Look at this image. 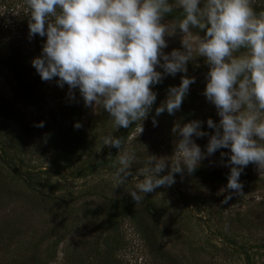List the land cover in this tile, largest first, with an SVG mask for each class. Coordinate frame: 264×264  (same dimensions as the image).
<instances>
[{
    "label": "rangeland",
    "instance_id": "obj_1",
    "mask_svg": "<svg viewBox=\"0 0 264 264\" xmlns=\"http://www.w3.org/2000/svg\"><path fill=\"white\" fill-rule=\"evenodd\" d=\"M29 18L25 0H0V55H8V50L16 52L22 60L23 73L26 70L34 79L38 77L35 90L44 99V112L58 107V97L81 107L84 113L83 128L92 151L84 159H92L72 165L71 169H76L65 173L63 180L57 182L49 173L52 168L49 156L53 148L45 132L35 126L39 124L41 110L34 112L24 107L20 100L17 101L22 88L7 70L0 68V102L11 116L10 120L0 118V137L3 138L0 141L6 136H13L18 146H24L21 152L23 163L40 169L36 183L44 185L48 180L49 185H59L63 190L49 191L43 187L37 190L34 184L32 187L36 192L30 193L31 186L11 180L18 169L14 165L8 166L11 179L0 180V264H8L6 258L9 254L16 258L12 252L18 247L25 255L23 250L31 237L35 244H39L40 250L57 242L50 249L53 253L50 264H98L92 249L102 247L100 239L104 234L101 228L109 211L117 221V235L109 238L110 241L115 240L111 246L118 247L111 255L116 264H245L243 256L236 253L240 246L251 257V264H264V181H261L264 175H260L255 165H248L241 175L248 171L249 177L257 180L240 181L243 194H233L226 204L221 201L228 193H222L221 189L226 187L228 181L209 182L183 174L175 179L171 187L158 188L141 202L135 203L130 197L138 183L135 176L123 185H118L113 176L117 158L125 150H134L136 154L132 163L134 173L145 166L148 155L171 156L177 139L172 128L177 122L183 126L192 120H199L203 122L202 131L214 134V130L207 127V120L210 118L219 123L220 117L215 106L203 95L207 78L201 73L191 76L195 78V83L189 87L188 93L192 98L189 101L187 97V107L195 114L181 118L174 114L169 118L165 111L163 115L155 117L157 126L154 127L152 118L155 109L165 101L160 100L142 122L143 133L139 134L135 128L123 141V147L113 162L108 151L110 147L104 145V138L113 135L115 123L107 121L110 123L102 125L99 106L95 110L85 107L78 89L74 90L75 99H70L66 84L63 88L59 87L58 78L42 81L32 67L31 61L41 55L46 37L37 35L29 39ZM162 23L178 25L168 20ZM192 31L203 37L198 31ZM182 36L178 28L175 35L166 36L168 47L163 49L164 53H171L174 49L183 51ZM36 43L41 45L39 51ZM193 55L197 56L195 52ZM197 59L206 61L203 57ZM189 115L192 118H188ZM63 133L59 129L53 142L61 154L68 156L73 151L63 139ZM193 139L202 151H206L208 136ZM31 152L33 156H30ZM221 152L227 153L223 159ZM230 155L229 149L217 150L199 167L229 175L230 167L224 165ZM104 162L109 164L102 169L99 166ZM86 165H93L95 172L91 168L84 169ZM1 168L5 167L0 162ZM41 171H46V174ZM166 171L161 175L167 174ZM135 225L139 229H135ZM33 251L27 250L30 254L26 256L25 264H31Z\"/></svg>",
    "mask_w": 264,
    "mask_h": 264
},
{
    "label": "clouds",
    "instance_id": "obj_2",
    "mask_svg": "<svg viewBox=\"0 0 264 264\" xmlns=\"http://www.w3.org/2000/svg\"><path fill=\"white\" fill-rule=\"evenodd\" d=\"M29 10V39L46 37L42 53L31 61L42 81L57 79L68 86V97L78 89L85 107L98 106L113 119L117 128L143 121L152 111L157 94L152 86L165 76L181 77L178 87H170L167 99L155 109L152 118L165 111L180 110L194 77H188L187 64L203 57L209 66L203 95L215 106L219 123L207 120L214 134L202 131V123L177 122L172 133L177 139L171 156L148 155L137 173L132 163L134 150L117 158L113 176L118 185L135 176L136 190L130 197L141 202L147 194L175 184V174L190 175L217 150L229 149L224 166L230 167L227 192L221 203L233 194H243L240 176L249 164L264 175V11L257 13L251 0H25ZM180 9L176 24L162 23L167 14ZM183 34V51L168 47L165 37ZM192 29L205 34L201 37ZM197 56H194L193 53ZM163 69V72L157 71ZM44 127V122L35 125ZM82 127L80 123L74 125ZM209 137L206 151L193 137ZM104 145L120 149L121 137L106 136ZM145 148V147H144ZM146 150V148H145ZM227 153L221 152L223 159ZM167 170V174L161 175Z\"/></svg>",
    "mask_w": 264,
    "mask_h": 264
},
{
    "label": "trees",
    "instance_id": "obj_3",
    "mask_svg": "<svg viewBox=\"0 0 264 264\" xmlns=\"http://www.w3.org/2000/svg\"><path fill=\"white\" fill-rule=\"evenodd\" d=\"M170 3H173L174 0H169ZM203 0L200 6H202ZM252 7L254 10L259 13L261 11H264V2H260V0H252L251 1ZM181 12L182 10L176 9L173 11L171 14H167L164 18V20L168 21H173L174 23H179L181 19ZM198 31L202 36H204V32L199 30V29H194ZM35 47L37 48V51L40 50L41 45L36 43ZM8 55H0V68H3L7 70V72L10 74L11 77H13L16 82L19 84V86L22 88V92H20L19 97H16L17 101L20 100L22 105L26 107L29 110L32 111H38L41 110V114L39 117V124L40 122H44V127H40L48 137V140L50 141V146L53 148L52 152H50V161L51 167L49 169V173H51L54 177L55 180L58 182L59 180H63V177L65 173L67 174L71 170V166L80 162L86 163L87 161L90 160H85L84 158L87 156L89 157L91 154V149L88 144L86 132L83 128V121H84V113L83 110L79 105H75L74 103L65 100L63 97H58L57 100L59 101V105L56 109H51L49 111H43V97L40 95L36 94V87L38 86V77L34 79L30 74H27V71L25 70V73H23L24 68L22 66V60L19 59V56L16 52H10L8 50ZM165 54H170V53H165ZM191 63L187 64V73L186 75L188 77H191L195 74L201 73L204 75V77L207 78V73L209 71V66L207 65L206 61L200 60V59H195L193 61H190ZM24 63V62H23ZM32 68V67H31ZM157 71L163 72V69L157 68ZM23 73V74H22ZM36 74L35 72H33ZM32 73V74H33ZM185 73H177L175 76L167 75L164 77L161 83L152 86V91L157 94V99L155 103L152 106V110H154L156 104L160 102V100H166L167 99V93L168 89L170 87H178L181 82V77L184 76ZM24 78H21L23 77ZM34 81V84H31V82ZM187 97H189V101L192 98L191 93H188L185 97V100H183V103L181 105L180 110L175 112V115L178 118L181 117H186L187 114L193 113L195 114V111L192 112V109L188 110L187 104ZM100 113H101V118H100V123L102 125H107V123H112L114 122L113 119L109 116L107 112L103 110L102 107H100ZM152 113V111H151ZM150 113V114H151ZM149 114V115H150ZM163 115V113H162ZM169 118H171V115H168ZM0 118H7V120H10L11 118L10 113L6 112L4 110V105L2 102H0ZM188 118H192V115H189ZM110 121V122H107ZM182 121V122H186ZM76 123H80L82 127L79 129H76L74 125ZM139 122H136V124L130 125L128 129L125 128H117V126L114 129L113 132V137H121L122 138V145L121 148L123 147V141H126V139L130 136V134L133 132L135 128H137ZM63 131L65 141L69 143L70 150L73 151V154L64 156L59 152V150L55 147V144L53 142L55 135L57 134L58 130ZM2 138V137H0ZM3 139V138H2ZM5 141H7L5 143ZM3 142V143H2ZM120 148V149H121ZM24 149V146H18V142L14 139L13 136H6V139L0 141V162L3 164L5 168L0 169V180H6L11 179L10 174H9V167H12L11 165H14L18 170L15 171V176L11 179L15 183H23L26 186H31L30 188V193H35V188L38 190L39 188H46L49 191H63L61 190L59 185H49V181L46 180L45 184L42 185L40 182L36 183L38 179L36 178V175L39 174L40 169H35L34 167H28L31 166L29 163H23V158H22V150ZM116 148H109L108 151L111 152V159L114 162V157L116 154H119V150ZM70 151V152H72ZM69 152V153H70ZM86 152V153H85ZM36 154H39V152H36ZM30 156H33L32 152L30 153ZM89 164V163H87ZM108 162H104L103 165L99 166L100 168H107ZM9 166V167H8ZM252 164H249V167H251ZM94 171V166L93 165H86L84 169ZM249 170V169H248ZM45 172L43 174H46V171H41ZM167 172V171H166ZM75 173H79L75 171ZM248 171L245 172L244 175L240 176V181H248V182H253L254 180L256 181L257 179H253L249 177ZM63 175V176H62ZM181 174H175V179H177ZM184 175L187 176H193V177H200L204 178L205 180L209 182H216V181H228V174L226 173H221L218 171H206L202 167H198L197 170L192 173L188 174L186 171ZM261 181H264V178L261 179ZM1 182V181H0ZM22 184V185H23ZM35 184V188L32 186ZM66 194H69V191L64 190ZM116 217L113 216L111 211H109L104 219V225L101 228V231L103 232L104 235H102L100 239L101 246H96L94 249H92L94 256H95V261L98 262V264H116V261L114 260L111 255L117 251L118 247L116 246H111V243L115 242V240L110 241V236L111 235H117V221L115 219ZM134 221V220H133ZM135 229H139L137 225H135ZM106 232V234H105ZM2 237H4L2 235ZM2 240V239H1ZM0 240V241H1ZM33 237H31V241L28 243V246L26 249H30L31 252V264H50L53 260V253H51L50 249L54 246H56V243L54 244H49L47 247H44L43 249L40 250L39 244H35L33 242ZM22 242H20L21 244ZM23 250L25 252V255H22L21 251L19 250V247L12 252V255L14 254L15 257H12L10 254L6 258V261L8 264H25V258L28 256L30 253L27 252V250ZM237 254H241L243 256V262L245 264H251L250 261V256L244 251L243 246H240L236 250ZM18 256V257H17ZM20 257V258H19ZM19 258V260H18Z\"/></svg>",
    "mask_w": 264,
    "mask_h": 264
}]
</instances>
